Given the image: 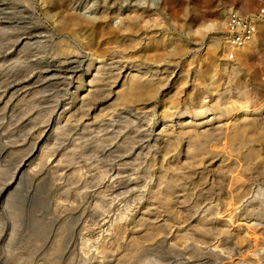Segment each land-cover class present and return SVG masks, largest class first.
<instances>
[{
  "label": "rangeland",
  "instance_id": "rangeland-1",
  "mask_svg": "<svg viewBox=\"0 0 264 264\" xmlns=\"http://www.w3.org/2000/svg\"><path fill=\"white\" fill-rule=\"evenodd\" d=\"M245 1L73 0L60 12H50L41 0H0V264H264V144L255 135L259 130L247 129L245 134L254 137L244 134L243 144L233 149L217 133L193 142L175 126L225 119L239 107L264 108V29L257 30L253 46L229 59L226 26L217 30L211 25L220 8L226 18L231 11L247 16L264 0L247 11ZM66 13L83 21L103 16L104 24L61 30ZM129 20H136L132 34L142 40L133 54L103 33L109 25L114 31ZM26 36L28 48L19 44ZM213 39L217 50L211 49ZM178 47L183 53L173 56ZM54 54L80 62L76 76L87 74L93 61L101 63L104 82L119 68L126 73L138 66L169 77L170 87L147 103L126 104L104 94L85 107L73 91L76 78L66 81L42 72ZM225 66L233 70L224 71ZM173 82L180 83L177 92ZM188 145L198 149L200 162L179 167ZM255 148L261 159L250 153ZM45 150L41 158L39 152ZM160 176L162 184L174 183L168 206L151 201L168 193L159 191ZM229 180L235 188L246 180L243 205L229 204ZM248 203L250 213L242 215ZM205 213L228 220L230 230L216 228L215 219L202 226L199 219ZM240 228L260 239L252 249L259 254L239 247Z\"/></svg>",
  "mask_w": 264,
  "mask_h": 264
},
{
  "label": "bare ground",
  "instance_id": "bare-ground-1",
  "mask_svg": "<svg viewBox=\"0 0 264 264\" xmlns=\"http://www.w3.org/2000/svg\"><path fill=\"white\" fill-rule=\"evenodd\" d=\"M71 2V1H73V0H41V2H42V6H43V8L46 10V11H50V10H52V12H53V10L54 11H57V12H60L61 11V9L64 7V5H66V3L67 2ZM123 2V1H122ZM17 3V2H16ZM256 3V0H246L245 1V3H244V10H248V9H250L252 6H254V4ZM103 4V3H102ZM22 5V4H21ZM65 10V9H64ZM63 11V10H62ZM70 11V10H69ZM51 12V11H50ZM64 12H66V11H64ZM134 13H136V12H134ZM224 10H223V8H220V9H218L215 13H214V23H212L211 25L212 26H214V27H216L217 28V30L218 29H224V27L226 26L225 25V21L223 20L224 18H226L225 17V15H224ZM57 14H59V13H57ZM64 14V13H63ZM227 14V13H226ZM104 15V14H103ZM131 15V14H130ZM53 16H55V14L53 15ZM91 16V15H90ZM132 16V15H131ZM131 16H130V20H132L131 19ZM134 16V15H133ZM132 16V17H133ZM103 16H101V17H93V18H88V19H86L87 21H83L82 19H80L79 17H77L75 14H70V13H66V15H65V17H63V20H62V27H61V30H68L69 31V29H72L73 27L74 28H77V29H79L80 31H83L84 29L83 28H86V27H83V24H87V26H95L98 22H100V18H102ZM135 18L136 17H138L139 18V20H141L142 18L140 17V16H137V15H135L134 16ZM107 18V17H106ZM105 18V19H106ZM137 18V19H138ZM147 18V17H146ZM155 18V17H154ZM52 19H53V17H52ZM58 19V18H57ZM118 19V18H117ZM128 19H129V17H128ZM104 20V19H103ZM129 20V21H130ZM133 20H134V18H133ZM144 20V19H143ZM143 20H142V22H143ZM155 20V19H154ZM145 21V23H147L146 22V20H144ZM147 21H148V19H147ZM109 22V21H108ZM134 22H136V20L135 21H130L129 23L127 22V25H125V26H120V27H115L116 29L113 31V30H111V29H109L110 28V25H109V28L108 27H106L103 31H105V32H103L104 33V35H106L107 37H108V39H109V41H110V43H114L116 40H120L121 41V45H123L124 47H122L123 48V50H124V52H128L127 54H133V53H135L136 51H138V50H136L137 48V46L138 45H140L141 44V41L142 40H140L139 39V37L138 36H133V34L132 33H134V30L133 29H135L134 28ZM140 22V21H139ZM149 22V21H148ZM151 22V21H150ZM153 22V21H152ZM57 23V22H56ZM59 23V22H58ZM101 24L103 23L104 24V22H100ZM99 23V24H100ZM145 23H142V24H144L145 25V27H146V25L148 24H145ZM98 24V25H99ZM210 25V26H211ZM97 26V25H96ZM141 27H143L142 25H140ZM102 27V26H101ZM101 27H100V29H101ZM111 28H112V26H111ZM99 29V28H98ZM136 29H137V26H136ZM264 29V21L263 22H261L259 25H258V32L259 31H261V30H263ZM58 30H59V28H58ZM28 31V30H27ZM31 31V30H30ZM75 31V30H74ZM77 31V30H76ZM79 31V32H80ZM85 31V30H84ZM89 31H90V29H88V33H86V34H88V35H90L89 34ZM99 31V30H98ZM101 31V30H100ZM133 31V32H132ZM65 32H67V31H65ZM93 32V31H92ZM91 32V33H92ZM102 32V31H101ZM137 32V31H136ZM23 33V32H22ZM30 33V32H29ZM76 33V32H75ZM81 33V32H80ZM151 33V32H150ZM100 34V33H99ZM98 33H97V38H95V39H97V40H99V38H98V35H99ZM137 34V33H136ZM153 35H154V33H152ZM38 35V34H37ZM71 35V34H70ZM79 35V34H78ZM84 35V34H83ZM139 35H140V33H139ZM148 35V34H147ZM146 35V36H147ZM150 35V34H149ZM148 35V36H149ZM156 35V34H155ZM23 36V35H22ZM75 36H77L76 34H75ZM80 36H82V35H80ZM79 36V37H80ZM100 36V35H99ZM103 36V35H102ZM146 36H145V38H146ZM147 36V37H148ZM27 37V36H26ZM78 37V38H79ZM86 37V36H85ZM90 37V36H89ZM153 37V36H152ZM258 37H259V35H258ZM82 38H83V36H82ZM82 38H80L81 40H82ZM144 38V39H145ZM156 38V37H155ZM154 38V39H155ZM213 38V37H212ZM19 39V38H18ZM74 39V38H73ZM86 39V38H85ZM154 39L152 40V41H154ZM215 39V38H214ZM213 39V40H214ZM218 39V38H217ZM21 41H20V45L22 44V45H24V48L25 47H27L28 46V43H27V41H28V37L27 38H24V39H20ZM200 40V39H199ZM210 40V39H209ZM19 41V40H18ZM24 41H25V43H24ZM87 41V40H86ZM96 41V40H95ZM108 41V42H109ZM112 41V42H111ZM196 41V40H195ZM212 41V40H211ZM98 42V41H97ZM149 42V41H148ZM64 43V42H63ZM104 43V42H103ZM119 43V42H118ZM123 43V44H122ZM211 43V42H210ZM256 43V36L253 38V40L250 42V43H248L243 49L244 50H247L249 47H251V46H253L254 44ZM61 44V43H60ZM96 44V43H95ZM105 44V43H104ZM103 44V45H104ZM224 44V43H223ZM64 45V44H63ZM62 45V46H63ZM83 45V44H82ZM121 45L119 46V47H121ZM144 45V44H143ZM211 45V44H210ZM1 46V45H0ZM11 46V45H10ZM86 46H87V44H86ZM88 46H89V44H88ZM90 46H92V45H90ZM102 46V45H101ZM140 46H142V45H140ZM186 46V45H185ZM184 46V47H185ZM209 46V45H208ZM213 48H211V49H215V50H217V48H218V40H214V42L212 43V45H211ZM225 46V45H224ZM223 46V47H224ZM144 47H145V45H144ZM183 47V48H184ZM187 47V46H186ZM11 48V47H10ZM28 48V47H27ZM94 48H95V46H94ZM179 48V47H178ZM180 48H182V47H180ZM179 48V50H177L176 49V51L174 52V54H173V56H178V55H181L180 53H183V49H180ZM198 48V47H197ZM210 48V47H209ZM253 48V47H252ZM8 49H9V47H8ZM66 49V48H65ZM72 49V48H71ZM92 49V48H91ZM101 49V48H100ZM112 49V48H111ZM145 49H146V47H145ZM224 49V48H223ZM230 49V48H229ZM4 50V49H3ZM20 50V49H19ZM18 50V51H19ZM70 50V49H69ZM96 50H98V49H96ZM110 50V49H109ZM225 50V49H224ZM242 50V49H241ZM244 50H243V52H244ZM92 51H93V49H92ZM114 50H112V52H113ZM146 51V50H145ZM145 51H143V52H145ZM148 51V50H147ZM150 51H151V49H150ZM250 51V50H249ZM74 52V51H73ZM93 52H96L97 53V51H93ZM99 52V51H98ZM109 52V51H108ZM123 52V51H122ZM121 52V53H122ZM241 52V51H240ZM16 53H18L17 51H16ZM31 53V52H30ZM56 53V52H55ZM95 53V54H96ZM114 54H116V51H114L113 52ZM118 53H119V51H118ZM151 53V52H150ZM238 53H239V51H238ZM13 54V53H12ZM32 54V53H31ZM70 54H72V53H70ZM138 54V53H137ZM147 54H149V53H147ZM15 55V54H14ZM145 54H143V56H144ZM53 56V60H51L50 62L49 61H45V66H44V64H43V66H44V68H43V70H42V72L44 73V75L45 76H58V77H60V76H62V78H63V80H70V79H72L73 77L74 78H76V80H77V82H76V84H75V86L73 87V91H76L77 93H76V95L75 96H77L79 99H80V101H81V105H84L85 107L86 106H88V103H89V101H90V99H93V98H96V97H98L99 95L100 96H103L104 94H106V97L107 98H110V97H113V98H115L116 100H117V102L118 101H120V102H122V103H139V102H146L147 100H149V99H151V98H153L159 91H161V90H165V89H167L168 88V86H169V84L171 83V79H169V77L168 78H164V77H158V75H157V73L155 72V71H152V70H149V69H145V68H140V67H138V66H135V68H132L130 71H128V72H124L123 70H122V68H119V69H117V71H116V73H114V74H112V75H110V77L108 78V80L109 81H106V82H104V77L102 76V65H100V64H98V62L97 63H95V61H93V62H91V64H90V70L88 71V73L87 74H83V75H79V76H76L78 73H79V69H81V63L80 62H77V61H75L74 59H66L65 60V58H61V60L60 59H56V58H60L59 56H58V54H54V55H52ZM133 56V55H132ZM146 56V55H145ZM239 56V55H238ZM36 57V56H35ZM62 57V56H61ZM73 57V56H72ZM104 57V56H103ZM127 57H129L128 55H127ZM148 57V56H147ZM8 58V57H7ZM18 58V57H17ZM21 58V57H20ZM19 58V59H20ZM23 58H25V57H23ZM34 58V57H33ZM42 58V57H41ZM75 58V57H74ZM121 58V57H120ZM2 59V58H1ZM12 59V58H11ZM14 59V58H13ZM12 59V60H13ZM26 59H28V58H26ZM30 59V58H29ZM125 58L123 57V60H124ZM130 59H131V56H130ZM15 60V59H14ZM17 60V59H16ZM21 60V59H20ZM38 60V59H37ZM43 60V59H42ZM109 60V59H108ZM1 61V60H0ZM36 61V60H35ZM40 61V60H39ZM125 61H127V59L125 60ZM132 61V60H131ZM18 64H19V62H18ZM29 64V63H28ZM14 65H16V64H14ZM21 65V64H20ZM142 65V64H141ZM224 65V64H223ZM232 65V64H231ZM231 65H229V66H231ZM10 66V65H9ZM2 67V66H1ZM119 67V66H118ZM222 67V66H221ZM233 67V66H232ZM232 67L231 68H229V67H227V66H225L224 67V71H227L228 69H231V70H233L232 69ZM1 69V68H0ZM28 70V69H27ZM9 71V70H8ZM24 71H26V70H24ZM39 71H40V68H39ZM1 72V71H0ZM15 72V71H14ZM30 73H31V69H30V71H29ZM2 73V72H1ZM9 73V72H8ZM25 73V72H24ZM108 73V72H107ZM14 74V73H13ZM17 75V74H16ZM15 75V76H16ZM29 75V74H28ZM41 75V74H40ZM160 75V74H159ZM42 76V75H41ZM45 76H44V78H45ZM1 77V76H0ZM6 77V76H5ZM12 77V76H11ZM29 77V76H28ZM39 77V76H38ZM43 78V77H42ZM4 79V78H3ZM12 79V78H11ZM19 79H21V78H19ZM25 79V78H24ZM39 79V78H38ZM178 80V79H177ZM31 81V80H30ZM179 82L181 81V80H178ZM185 81V80H184ZM16 82V81H15ZM20 82V81H19ZM36 82V81H35ZM10 83V82H9ZM37 83V82H36ZM72 83V82H71ZM109 83V84H108ZM173 84V86L172 87H174L173 89H174V91L175 92H177L178 91V89H179V85H180V83H179V85L178 86H176L177 84H176V82H173L172 83ZM185 84V83H184ZM26 85H29V84H26ZM34 85V84H33ZM111 86V87H110ZM4 87V86H3ZM23 87V86H22ZM21 87V88H22ZM170 87V86H169ZM113 88H115V90L116 91H114V93H113ZM1 89V88H0ZM15 89V87H13V90ZM83 89V90H82ZM80 90H82V92L81 93H79L80 92ZM171 91V90H170ZM12 91H10V93H11ZM14 92V91H13ZM163 92V91H162ZM16 93V92H15ZM75 94V93H74ZM73 94V95H74ZM171 94V93H170ZM170 94H168V96L170 95ZM173 94V93H172ZM3 95V94H2ZM12 95V94H11ZM241 95V94H240ZM9 96V95H8ZM12 97V96H11ZM241 97V96H240ZM238 98V97H237ZM114 99V100H115ZM8 102V101H7ZM148 102V101H147ZM146 102V103H147ZM140 104V103H139ZM149 104V103H148ZM8 105V104H7ZM89 105H91V103L89 104ZM77 106V105H76ZM93 106V105H92ZM81 107V106H80ZM136 107V106H135ZM171 107V106H170ZM81 108H83V107H81ZM240 108V107H239ZM238 108V110H231V111H229L230 112V115L227 117V118H225L224 119V117H223V119L221 118V117H215V118H209V119H195V120H191V121H187V122H185V121H183V122H180V123H177L175 126L178 128V134H181V135H190V137L189 138H192V140L193 139H195V138H200V137H205V136H208V135H211L212 133H217L219 136H221V137H225V138H227L228 140H229V144H230V147L231 148H235V146L237 145H242L243 144V141H242V137H243V135L245 134V131L247 130V129H251L252 127H254V131H256V130H259V131H257V133H255V135L257 134V140H259L261 143H263L264 144V134H262L260 131H262L263 130V126H264V119L262 120V118L261 117H264V108H254V109H248V107H245L244 109H242V108H240L239 109ZM168 109V108H167ZM57 110V109H56ZM67 110V109H66ZM73 110H75V109H73ZM80 110V109H79ZM78 110V111H79ZM169 110V109H168ZM77 111V110H76ZM77 111V112H78ZM58 112V111H57ZM67 112V111H66ZM68 112H70V111H68ZM81 112L82 113H84V111H82L81 110ZM81 113V114H82ZM64 114V113H63ZM263 114V116H261ZM63 116V115H62ZM71 116V115H70ZM261 116V117H260ZM72 117V116H71ZM66 120V119H65ZM80 120V119H79ZM165 128V127H164ZM253 129V128H252ZM165 130V129H164ZM161 132H164L163 131V129H161L160 130ZM250 131H252V130H250ZM169 132V133H168ZM168 132H167V136L169 137H172L171 136V131H169L168 130ZM247 132H249V130L247 131ZM162 134H165L166 135V131H165V133H162ZM164 135V136H165ZM216 135V134H215ZM247 137H249V135H250V137H254V136H252V133H246L245 134ZM163 136V137H164ZM174 136H176V135H174ZM217 136V135H216ZM245 136V137H246ZM166 137V136H165ZM181 137V136H180ZM182 137H184V136H182ZM181 137V138H182ZM185 138V137H184ZM186 139V138H185ZM190 140V139H189ZM196 140H193V142H195ZM246 141V140H245ZM248 141V140H247ZM190 142V144L192 143V145H193V142L192 141H189ZM47 144L45 143L44 144V146H46ZM192 145H188V149L186 148V150L184 151V153H183V155H184V157H185V159H184V161L182 162V163H180L178 166L180 167V166H183V165H186L187 163L186 162H191V163H193L194 164V162H200V159H199V153L197 152V150L196 149H194L193 147H192ZM264 146V145H263ZM197 147V146H196ZM250 147V146H249ZM255 147V146H254ZM256 148H257V146H256ZM251 149L250 150V153L252 154V156H254V157H256L257 159H261V157L259 156V152H258V150L257 149ZM202 153H203V151H202ZM206 152H204V154H205ZM203 154V155H204ZM45 155H46V150L45 151H40L39 152V156L41 157V158H43V157H45ZM248 156V155H247ZM201 158V157H200ZM264 158V157H263ZM247 159V158H246ZM254 159V158H253ZM255 160V159H254ZM235 161H237V160H235ZM234 161V162H235ZM262 162H264V161H262ZM239 163V162H238ZM192 164V165H193ZM205 164V163H204ZM258 164V163H257ZM174 165H176V164H174ZM194 165H196V164H194ZM234 165H237V164H235L234 163ZM240 165H242V164H240ZM244 165L245 164H243V166H241V169H242V167H244ZM248 165V164H247ZM246 165V166H247ZM261 165V164H260ZM177 166V165H176ZM175 166V167H176ZM177 166V167H178ZM250 165H248V167H249ZM178 167V168H179ZM251 167V166H250ZM250 167H249V169H250ZM180 169V168H179ZM182 169V168H181ZM180 169V170H181ZM188 169V168H187ZM193 169V168H192ZM246 169V168H245ZM177 169L176 168H174V171H176ZM180 170L178 171L177 170V172H180ZM186 170V169H185ZM184 169H183V171H185ZM248 170V169H247ZM172 171H173V169H172ZM173 171V172H174ZM241 171V170H240ZM243 172H245L244 170H242ZM188 172V171H187ZM195 173V172H194ZM226 173V172H225ZM225 173H224V175H225ZM248 173V172H247ZM188 174V173H187ZM186 174V175H187ZM193 174V173H192ZM203 174V173H202ZM221 175H222V173H220ZM245 174H246V172H245ZM163 175H164V173H163ZM163 175H161V176H163ZM189 175V174H188ZM194 175V174H193ZM205 175V174H204ZM204 175L202 176V177H204ZM220 175V176H221ZM228 175V174H227ZM160 176V177H161ZM165 176V175H164ZM226 176V175H225ZM232 176V175H231ZM239 177H241V175L240 176H238L237 178H239ZM192 178V177H191ZM206 178V177H205ZM233 178V177H232ZM234 178H235V176H234ZM234 178H233V180H234ZM198 179H200V178H198ZM197 179V180H198ZM202 179V178H201ZM229 179H231V178H229ZM236 179V178H235ZM240 179V181H241V179L242 178H239ZM159 180H164V178H162L161 177V179H159ZM232 180V179H231ZM243 180V179H242ZM230 181V180H229ZM235 181V180H234ZM233 181V182H234ZM170 182V181H169ZM191 182V181H190ZM232 181H230V184H232L231 183ZM238 182V179H237V181L236 182H234V184H236ZM244 182H246V180H244ZM242 183V184H240V186L238 187V188H235V186L232 184V185H230L229 184V190L227 191V198H229L230 199V201H229V204L232 206L233 204H239V202H241L242 203V205H243V201H242V199L243 198H245V196H247V194H248V192H249V189L246 187V183ZM159 183V182H158ZM163 183V181L159 184V187H160V185H161V187L159 188V191H161L162 189H164V190H167L168 191V193H165V194H162L160 197H152L151 198V201H153V203L155 202H158L159 203V200H161V202L163 203V205L164 204H167V206H168V204H169V202L171 201V203H172V200H170L171 198V196H170V192L169 191H172L173 189H174V187H173V185L172 184H174V183H172V184H162ZM165 183V182H164ZM198 183H200V181L198 182ZM195 184V183H194ZM193 184V182H192V185H194ZM196 184H197V182H196ZM202 184H203V182H202ZM204 184H205V182H204ZM196 186V185H195ZM194 186V187H195ZM193 187V186H192ZM194 189V188H193ZM158 190V189H157ZM159 191H157V192H159ZM166 191V192H167ZM253 191V190H252ZM253 193V192H252ZM155 194H157V193H155ZM226 194V193H225ZM158 195V194H157ZM254 197V196H253ZM250 198V197H249ZM223 199H225V198H223ZM255 199V198H254ZM188 200L190 201V198H188ZM187 201V200H186ZM253 202H255V201H253ZM161 203V204H162ZM192 203V202H191ZM224 203V202H223ZM249 204L250 203H248L247 205H245V207H244V209L243 210H241L243 213H241L242 215H248V212L250 211V209H249ZM156 205H158V204H156ZM225 205V204H224ZM227 205V204H226ZM166 206V205H165ZM225 207V206H224ZM227 207V206H226ZM228 207H230V206H228ZM233 207H236L235 205L233 206ZM243 207V206H242ZM232 210V209H231ZM234 210V209H233ZM233 210H232V212H233ZM225 211V210H224ZM223 211V212H224ZM253 212V211H252ZM251 212V213H252ZM235 213V212H234ZM250 213V212H249ZM232 214V213H231ZM240 214V213H239ZM224 215V214H223ZM241 215V216H242ZM251 215V214H250ZM220 216V215H219ZM234 216V215H233ZM216 217V216H215ZM223 218H224V216H222ZM227 217V216H226ZM240 218H242V217H240ZM215 219V220H214ZM227 219V218H226ZM200 221H201V225L202 226H204L205 224H208V223H210V222H212L213 220L219 225V227H217L216 226V228H220L222 231H225V230H230V222L228 221V220H224V219H222L221 218V220H219L218 218H213V217H210L209 216V213H205L204 214V216L201 218V219H199ZM199 221V222H200ZM201 226V227H202ZM201 227H199V228H201ZM206 228V227H205ZM205 228H203L202 227V231L204 230V231H207V229H205ZM208 228V227H207ZM215 228V229H216ZM244 228V227H243ZM246 229V228H245ZM248 229V228H247ZM119 230V229H118ZM221 230H218L217 232H219V231H221ZM240 230H241V233H243L244 235H243V239H242V241L240 242V243H238V242H236V243H238L239 244V247L240 248H245L246 249V251H253L254 253H257V254H259L258 252H255V250H256V248L258 247V245H259V240L260 239H258L257 238V235H253V237L250 235V236H248L247 234H248V232H247V230H244V229H242V228H240ZM249 230V229H248ZM119 231H121V230H119ZM209 231V230H208ZM118 232V231H117ZM116 232V233H117ZM199 233H201V232H199ZM222 234H223V232H221ZM225 233V232H224ZM229 233V232H228ZM201 235H203V236H205L204 234H203V232H202V234ZM118 236H119V234H118ZM211 236V235H210ZM256 236V237H255ZM205 238V237H204ZM239 238H240V236H239ZM241 238H242V235H241ZM240 238V239H241ZM239 239V240H240ZM238 240V241H239ZM239 248V249H240ZM253 248H255V250H252ZM243 250V249H242ZM260 250V249H259ZM245 251V250H244ZM250 252V253H251ZM249 254V253H248ZM257 254H255V255H257ZM254 255V254H253ZM252 255V256H253ZM249 256V255H248ZM247 257V256H246ZM249 259V258H248ZM244 261H246V260H244ZM240 262H241V260H240Z\"/></svg>",
  "mask_w": 264,
  "mask_h": 264
},
{
  "label": "built area",
  "instance_id": "built-area-1",
  "mask_svg": "<svg viewBox=\"0 0 264 264\" xmlns=\"http://www.w3.org/2000/svg\"><path fill=\"white\" fill-rule=\"evenodd\" d=\"M264 21V1L257 10L247 16H242L231 11L226 18L225 46L230 48L227 53L229 59H233L234 52L243 49L257 34L258 25Z\"/></svg>",
  "mask_w": 264,
  "mask_h": 264
}]
</instances>
